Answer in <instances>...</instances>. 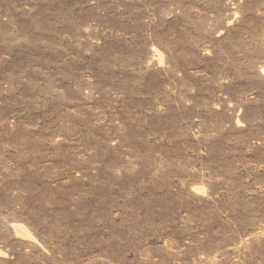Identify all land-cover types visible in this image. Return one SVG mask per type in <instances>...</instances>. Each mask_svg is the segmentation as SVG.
Masks as SVG:
<instances>
[{"label":"rangeland","instance_id":"374dc122","mask_svg":"<svg viewBox=\"0 0 264 264\" xmlns=\"http://www.w3.org/2000/svg\"><path fill=\"white\" fill-rule=\"evenodd\" d=\"M0 264H264V0H0Z\"/></svg>","mask_w":264,"mask_h":264}]
</instances>
